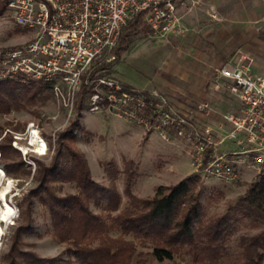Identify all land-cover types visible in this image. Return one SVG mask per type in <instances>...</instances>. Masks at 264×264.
<instances>
[{"label":"rangeland","instance_id":"obj_1","mask_svg":"<svg viewBox=\"0 0 264 264\" xmlns=\"http://www.w3.org/2000/svg\"><path fill=\"white\" fill-rule=\"evenodd\" d=\"M178 8L183 32L156 35L148 28L137 34L119 55L112 52L115 59L106 61L110 62L109 67L97 75L113 76L130 86L156 91L171 100L181 115L190 118L198 116L201 102L208 101L214 112L210 117L202 118L216 125L224 113L237 112L240 101L225 89L215 91L212 88L215 70L229 62L243 60L255 72L264 71V0H184L179 2ZM32 35L31 30L15 23L8 11L0 17V47L22 44ZM79 101V92L71 94L64 86L62 93L49 92L47 97L27 109L0 113V143L12 138L13 145L15 134L22 136L20 142L27 143L31 132L29 124L34 122L49 145L44 155L31 152L25 156L18 149L21 153L18 160L22 158L29 174L18 170L8 174V163L15 161L3 158L0 151V168L7 174L5 180L7 177L13 179L7 200L14 207V217L3 222L0 264L11 263V252L17 245L19 250L34 252L40 257H61L60 264H71L69 259L73 256L68 252L67 243L53 234L48 209L36 196L32 197L31 204L25 202V198L39 184L35 177L39 161L50 164L58 145V134L75 118L91 132L78 131L75 145L88 159L93 177L101 183L111 184L104 165L110 160L120 169L125 167L128 159L135 161L139 176L133 191L141 197L154 195L160 184H175L196 173L189 156V144L177 130L149 129L120 116L110 107L91 108L93 103L88 96L84 100L86 108L79 112ZM258 173L246 171L235 182L199 174L205 184L198 187L205 213L226 212L246 192ZM116 183L124 193L123 174ZM53 184L59 195L77 191L75 184L70 182ZM24 227L27 229L23 230ZM258 230L250 226L248 219L244 220L232 241L235 257H238L240 235ZM151 250V247L139 246L136 260L144 258L145 262L133 264H180L187 260L176 257L160 262L153 258Z\"/></svg>","mask_w":264,"mask_h":264},{"label":"trees","instance_id":"obj_2","mask_svg":"<svg viewBox=\"0 0 264 264\" xmlns=\"http://www.w3.org/2000/svg\"><path fill=\"white\" fill-rule=\"evenodd\" d=\"M9 1L0 0V17L8 10ZM146 12L137 13L129 21L113 53L119 55L137 34L149 28ZM109 65L110 62L97 64L89 74V81L83 80L78 91L79 112L86 108L85 97L97 91V73ZM49 92L54 93L39 80L21 76L1 79L0 113L27 109ZM99 104L105 107L107 100ZM78 131L91 133L75 118L58 134L52 161L50 164L39 161L35 176L39 184L25 198L31 204L32 197L36 196L48 209L53 234L67 243L68 252L73 256L69 259L71 264L144 263V258L136 260L139 246L151 247V255L160 262L180 257L187 258L180 264H264V168L226 212L209 215L205 213L198 189L205 184L196 173L175 184H160L154 195L141 197L133 191L139 176L135 161L128 159L120 169L110 160L104 165L111 184L99 182L93 177L85 154L75 145ZM11 139L0 143L1 156L15 161L8 163L6 172L13 174L18 170L29 174L22 158L18 160L21 153L11 144ZM11 165L16 168L12 169ZM121 174L124 193L116 183ZM53 182L73 183L77 191L59 195ZM245 219L259 230L240 235L238 257H235L233 237ZM62 261L61 257H40L34 252L19 250L17 245L11 252L10 264H60Z\"/></svg>","mask_w":264,"mask_h":264},{"label":"built area","instance_id":"obj_3","mask_svg":"<svg viewBox=\"0 0 264 264\" xmlns=\"http://www.w3.org/2000/svg\"><path fill=\"white\" fill-rule=\"evenodd\" d=\"M184 0H10L8 16L33 32L30 40L13 47H0V80L21 76L42 81L55 93L65 86L75 94L83 80H89L94 67L115 59L112 50L129 21L146 10L145 20L156 35L178 34V4ZM244 59L246 57L244 56ZM92 107L107 100L117 114L165 132L177 130L189 144L194 171L207 178L237 181L247 170L264 168V71L255 72L243 60L215 70L212 88L227 90L240 101L237 112H226L218 124L203 119L214 112L210 102L198 105L192 118L175 110L171 100L156 91L125 83L113 76H98ZM203 117V118H202ZM28 142L14 135L13 145L25 156L44 155L48 140L34 122H30ZM34 130L39 141L33 142ZM44 142L45 153L38 151ZM34 163L33 161H28ZM10 192V190H9ZM8 192V193H9ZM14 214L10 217L13 218Z\"/></svg>","mask_w":264,"mask_h":264},{"label":"bare ground","instance_id":"obj_4","mask_svg":"<svg viewBox=\"0 0 264 264\" xmlns=\"http://www.w3.org/2000/svg\"><path fill=\"white\" fill-rule=\"evenodd\" d=\"M39 134L37 130H34L32 135V141L38 142L39 141ZM38 151L41 153H45V144L42 141L39 142ZM7 174L5 170L0 168V238L3 235L4 227L3 222L9 219L14 214V207L8 202L7 195L9 190L13 185V179L11 177H5Z\"/></svg>","mask_w":264,"mask_h":264},{"label":"crops","instance_id":"obj_5","mask_svg":"<svg viewBox=\"0 0 264 264\" xmlns=\"http://www.w3.org/2000/svg\"><path fill=\"white\" fill-rule=\"evenodd\" d=\"M249 170H247V172H248ZM246 172V171H245ZM182 179V178H181Z\"/></svg>","mask_w":264,"mask_h":264}]
</instances>
